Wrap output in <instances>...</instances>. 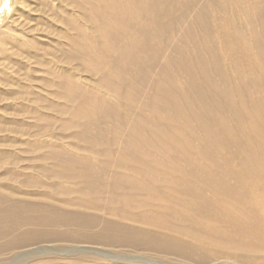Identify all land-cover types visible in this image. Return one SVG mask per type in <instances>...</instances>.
Instances as JSON below:
<instances>
[{
	"label": "rangeland",
	"instance_id": "374dc122",
	"mask_svg": "<svg viewBox=\"0 0 264 264\" xmlns=\"http://www.w3.org/2000/svg\"><path fill=\"white\" fill-rule=\"evenodd\" d=\"M170 1L182 9L154 2L144 33L104 0H0V177L24 178L1 194L50 204L70 185L56 170L90 176L84 192L158 243L110 245L118 262L101 264H264V236L238 229L264 192V0ZM196 6L219 8L207 28ZM86 245L45 254L74 264Z\"/></svg>",
	"mask_w": 264,
	"mask_h": 264
},
{
	"label": "bare ground",
	"instance_id": "6f19581e",
	"mask_svg": "<svg viewBox=\"0 0 264 264\" xmlns=\"http://www.w3.org/2000/svg\"><path fill=\"white\" fill-rule=\"evenodd\" d=\"M164 1L104 0V6L109 16L115 19L114 24L116 26L124 25L127 19L130 18L141 31L147 33L153 20L152 4L154 2L163 3ZM166 1V9L161 8L157 15L163 14V18L169 17L170 14L173 15L182 9L181 3H172L170 0ZM201 1L202 3L208 2V0ZM221 1L212 0L209 4L220 5L223 3ZM246 1L255 6L256 2L260 0ZM7 3V8L10 9L12 7V0L9 2L6 0ZM137 5L140 6V9H135ZM211 9L219 10V8L212 6V8H207L202 12L201 7L196 6L189 14L194 16L198 27L207 28V24L203 21L204 17L202 18L201 16L205 12H210ZM214 21V25L216 26L218 20L215 19ZM261 23L264 26V11ZM158 31L161 34L164 33V28L161 24L158 25ZM259 33L262 34L260 31ZM231 38L232 36L226 32L224 37L226 46L233 44ZM236 61L241 68L252 66L248 60L236 58ZM66 168L70 167L65 166ZM50 176L56 183L65 180L70 184L66 186L57 185L58 195L55 196V200L50 202V204L38 202L40 198L26 191V188L14 193V195H3L0 191V264H31L35 262L37 264H50L52 256L49 257L45 252L50 251L51 253L54 251V247L65 252L71 249L77 240L83 241L87 245L79 248L83 250L80 251L82 252L81 254L74 252L66 253V258L74 260V264H83V262L101 264L105 263V259L103 258L113 260L111 262H118L114 254L107 252L111 249L109 248L110 245H119L124 242L133 243L134 247L137 244H145L147 247L148 245H158V243L153 241L151 231L147 229L143 231L131 229L126 224L120 222L118 217H124L127 214L125 210L117 206H113L110 210V207L104 206L90 192L82 190V184L89 185L94 182L90 176L83 178L78 174L66 170L62 172L56 170V174ZM23 179L22 176H4L0 177V183L3 186V184L10 182L9 185H13L16 189L17 185L19 186L23 182ZM13 181L14 183L11 184ZM109 187H113V183ZM255 203L257 204V208H253L252 210L253 214H255V222L248 225L240 222L242 226L238 227V229H243L250 235L259 236L262 234L264 236L263 190L258 192ZM116 211L120 213L117 214L115 213ZM157 222L161 224L160 219ZM244 224L250 227H244ZM209 243L206 242V244ZM88 245L97 246L95 247L96 250L88 249ZM101 250L106 252L103 253ZM88 252H93L96 255ZM97 252H102L105 256H100ZM11 257L10 261L3 262V258Z\"/></svg>",
	"mask_w": 264,
	"mask_h": 264
},
{
	"label": "water",
	"instance_id": "95a60500",
	"mask_svg": "<svg viewBox=\"0 0 264 264\" xmlns=\"http://www.w3.org/2000/svg\"><path fill=\"white\" fill-rule=\"evenodd\" d=\"M7 1L9 2L10 0H7ZM7 5H8V3L6 4V8H4L3 12H5L8 9Z\"/></svg>",
	"mask_w": 264,
	"mask_h": 264
}]
</instances>
